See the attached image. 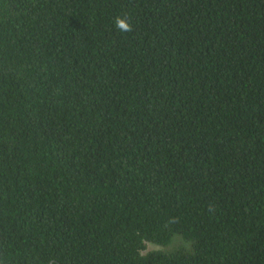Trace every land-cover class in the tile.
Wrapping results in <instances>:
<instances>
[{
  "label": "trees",
  "instance_id": "16d2710c",
  "mask_svg": "<svg viewBox=\"0 0 264 264\" xmlns=\"http://www.w3.org/2000/svg\"><path fill=\"white\" fill-rule=\"evenodd\" d=\"M0 264H264V0H0Z\"/></svg>",
  "mask_w": 264,
  "mask_h": 264
},
{
  "label": "clouds",
  "instance_id": "9594fccd",
  "mask_svg": "<svg viewBox=\"0 0 264 264\" xmlns=\"http://www.w3.org/2000/svg\"><path fill=\"white\" fill-rule=\"evenodd\" d=\"M114 28L122 34L131 33L134 25L131 23L130 17L116 16L113 20Z\"/></svg>",
  "mask_w": 264,
  "mask_h": 264
},
{
  "label": "rangeland",
  "instance_id": "374dc122",
  "mask_svg": "<svg viewBox=\"0 0 264 264\" xmlns=\"http://www.w3.org/2000/svg\"><path fill=\"white\" fill-rule=\"evenodd\" d=\"M183 241V239L181 237H175L173 242L171 243V245L168 247V248H161L159 246H156L154 244H150V243H147L146 244V250L143 252V254H147L149 252H152V251H160V250H172L174 249L175 247H178V245L181 244V242Z\"/></svg>",
  "mask_w": 264,
  "mask_h": 264
}]
</instances>
